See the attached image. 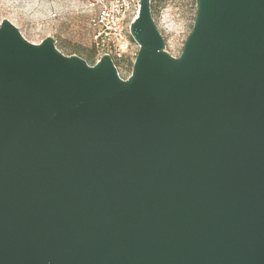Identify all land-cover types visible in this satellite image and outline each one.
I'll return each mask as SVG.
<instances>
[{
    "label": "water",
    "instance_id": "obj_1",
    "mask_svg": "<svg viewBox=\"0 0 264 264\" xmlns=\"http://www.w3.org/2000/svg\"><path fill=\"white\" fill-rule=\"evenodd\" d=\"M123 79L0 23V264H264V0H150Z\"/></svg>",
    "mask_w": 264,
    "mask_h": 264
},
{
    "label": "rangeland",
    "instance_id": "obj_2",
    "mask_svg": "<svg viewBox=\"0 0 264 264\" xmlns=\"http://www.w3.org/2000/svg\"><path fill=\"white\" fill-rule=\"evenodd\" d=\"M86 0H0V22L8 19L31 43L54 38L55 47L64 55H77L89 65L96 60L91 40ZM152 18L160 32L165 51L178 57L184 40L192 28L195 0H156L150 7ZM52 14H55L52 17ZM132 62L114 65L119 76L127 78Z\"/></svg>",
    "mask_w": 264,
    "mask_h": 264
},
{
    "label": "built area",
    "instance_id": "obj_3",
    "mask_svg": "<svg viewBox=\"0 0 264 264\" xmlns=\"http://www.w3.org/2000/svg\"><path fill=\"white\" fill-rule=\"evenodd\" d=\"M139 1L86 0L84 9L89 14L88 25L97 61L102 54L109 55L114 64L127 65L134 61L138 47L130 36L129 25L138 12Z\"/></svg>",
    "mask_w": 264,
    "mask_h": 264
},
{
    "label": "trees",
    "instance_id": "obj_4",
    "mask_svg": "<svg viewBox=\"0 0 264 264\" xmlns=\"http://www.w3.org/2000/svg\"><path fill=\"white\" fill-rule=\"evenodd\" d=\"M155 1H156V0H151V2H150V7H151V5H152L153 3H155Z\"/></svg>",
    "mask_w": 264,
    "mask_h": 264
}]
</instances>
